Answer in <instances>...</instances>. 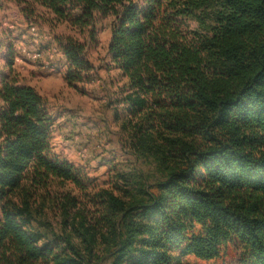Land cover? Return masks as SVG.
Returning a JSON list of instances; mask_svg holds the SVG:
<instances>
[{"label":"trees","instance_id":"obj_1","mask_svg":"<svg viewBox=\"0 0 264 264\" xmlns=\"http://www.w3.org/2000/svg\"><path fill=\"white\" fill-rule=\"evenodd\" d=\"M45 25L63 81H92L107 21L112 119L138 169L97 184L54 154L44 98L0 75V264H264V0H8ZM64 27L67 34H55ZM154 176V175H153Z\"/></svg>","mask_w":264,"mask_h":264},{"label":"rangeland","instance_id":"obj_2","mask_svg":"<svg viewBox=\"0 0 264 264\" xmlns=\"http://www.w3.org/2000/svg\"><path fill=\"white\" fill-rule=\"evenodd\" d=\"M55 34H67L64 27ZM47 26L26 23L15 4L0 0V75L7 73L12 55L13 74L19 85L34 88L45 100L52 119L51 145L54 154L81 168L97 184L104 183L110 168L138 169L156 178L152 166L127 155L121 148L117 125L112 119L113 95L120 85L119 72L110 60V29L107 21L97 25L96 42L87 51L93 66L92 81L77 90L64 81V59ZM154 175V176H153ZM232 247L213 262L185 257L181 264H236Z\"/></svg>","mask_w":264,"mask_h":264}]
</instances>
